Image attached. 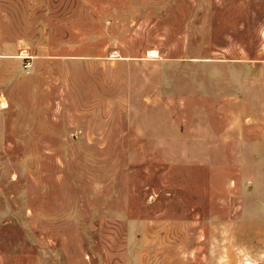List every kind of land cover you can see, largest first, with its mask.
<instances>
[{
  "label": "rangeland",
  "instance_id": "obj_1",
  "mask_svg": "<svg viewBox=\"0 0 264 264\" xmlns=\"http://www.w3.org/2000/svg\"><path fill=\"white\" fill-rule=\"evenodd\" d=\"M0 264H264V0H0Z\"/></svg>",
  "mask_w": 264,
  "mask_h": 264
},
{
  "label": "bare ground",
  "instance_id": "obj_2",
  "mask_svg": "<svg viewBox=\"0 0 264 264\" xmlns=\"http://www.w3.org/2000/svg\"><path fill=\"white\" fill-rule=\"evenodd\" d=\"M154 52V51H153Z\"/></svg>",
  "mask_w": 264,
  "mask_h": 264
}]
</instances>
